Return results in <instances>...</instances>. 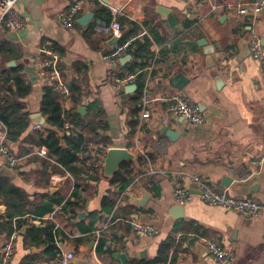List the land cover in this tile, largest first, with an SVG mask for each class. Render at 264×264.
Returning a JSON list of instances; mask_svg holds the SVG:
<instances>
[{"label":"crops","instance_id":"obj_1","mask_svg":"<svg viewBox=\"0 0 264 264\" xmlns=\"http://www.w3.org/2000/svg\"><path fill=\"white\" fill-rule=\"evenodd\" d=\"M75 1L16 0L14 8L23 17L24 28L16 32L0 27L4 48L0 75L19 72L31 85L29 95L20 100L30 127L10 142L19 163L14 169L0 164V178L6 177L31 202L37 203L41 195L60 199L41 218L24 214L28 223L17 229L8 264H57L60 251L73 253L72 264H144L157 260L160 250L166 260L156 264H226L209 256L205 240L231 247L235 259L229 264H264V162L254 163L264 151V72L250 57L247 45L251 33L264 43V11L253 17L212 10L220 0H92L77 17L92 12L90 24L75 22L68 29L56 15ZM110 6L120 8V36L95 29L98 22H110L96 19L100 9ZM159 7L166 11L160 12ZM129 22L136 29L124 43L146 36L152 56L137 70L144 74L140 91L136 80L131 83L136 85L133 91H126L127 85L116 91L103 56L130 30ZM201 38L206 47L196 44ZM177 39L190 43H175ZM46 42L59 54L63 88L55 87L58 100L66 90L69 102L64 110L70 115L77 112L87 134L85 159L78 154L80 161L72 168L48 156H25L34 143L22 138L34 130L30 115L42 114L40 102L48 85L36 69L38 48ZM132 60V55L125 64L119 60V69L127 72L123 65ZM177 72L189 79L180 90L169 84ZM4 90L0 84V94ZM174 92L184 93L204 112L202 125L172 116L169 103L161 97ZM143 97L152 99L148 118L141 117ZM161 125L178 132V137L171 140L161 134ZM91 143L126 148L135 159L126 162L115 178L106 179L81 163V159L93 160ZM194 174L218 191L255 198L260 216L245 218L207 204L191 180ZM178 177L192 193L185 204L173 199ZM228 178L231 181L224 182ZM143 190L148 193L144 200ZM6 212L7 206L0 203V221L8 219ZM80 212L84 215L79 218ZM118 217L154 225L157 233L142 234ZM8 220L15 224L17 217ZM48 223L53 224L50 238L32 228ZM8 235L0 228V252Z\"/></svg>","mask_w":264,"mask_h":264},{"label":"built area","instance_id":"obj_2","mask_svg":"<svg viewBox=\"0 0 264 264\" xmlns=\"http://www.w3.org/2000/svg\"><path fill=\"white\" fill-rule=\"evenodd\" d=\"M16 0H0V27L10 31H20L24 28L25 22L20 13L14 8ZM191 2L192 0H187ZM92 0H76L68 8L57 13L56 17L63 26L72 29L76 18L91 5ZM212 10H223L233 12L237 16L252 15L257 17L264 11V0H220L211 6ZM110 22H98L95 24V29L100 32H112L113 35L120 36L121 23L119 21L120 8L110 6ZM248 51L251 58L257 60L264 72V43L261 38L251 33L248 39ZM128 43H118L108 53L104 54V60L110 66V83L114 90L120 91L126 85L134 83L136 74L124 72L119 69L118 64L121 57L128 53ZM38 52L40 56L36 60L37 76L41 78L44 84H53L57 88H63L58 71L59 54L50 43H43L39 46ZM64 90L61 97L60 106L65 109L66 103L69 102L68 93ZM163 101L169 103L168 109L172 116L181 117L192 125H202L205 122V114L200 108L182 92H174L166 97H161ZM152 100V99H151ZM149 98L143 97L141 117L148 118L150 110L148 104ZM34 130L41 129V125L34 124ZM74 124L64 115V123L62 129L64 131L75 130ZM93 160L91 162H81L85 167H89L91 171L102 172L103 157L108 149L102 144L91 143ZM85 150L79 152V157L83 158ZM26 157H45L47 150L43 145H29ZM264 162V151L256 157L255 164L261 165ZM19 159L17 152L10 146V141L7 139V131L4 126H0V164L14 169L18 166ZM191 180L199 186L200 198L209 205L220 206L241 214L245 218L254 219L260 216L261 207L257 200L252 197H236L229 195L226 191L216 190L208 180L199 175H192ZM78 192L83 195V190L78 189ZM192 198V193L186 185L178 177L173 184V199L177 204H185ZM121 220L129 223L133 229L140 231L142 234L153 236L157 233V228L154 225L142 224L136 220L118 217ZM17 238V228L14 227L12 232L3 240L0 252V264H8L14 253V243ZM111 242L108 240L107 242ZM206 248L209 256L216 262L229 264L235 259V252L231 247H224L214 240H205ZM74 255L71 251L61 252L56 256L57 264H72Z\"/></svg>","mask_w":264,"mask_h":264},{"label":"trees","instance_id":"obj_3","mask_svg":"<svg viewBox=\"0 0 264 264\" xmlns=\"http://www.w3.org/2000/svg\"><path fill=\"white\" fill-rule=\"evenodd\" d=\"M96 19L109 21L110 13L108 9L102 8L96 14ZM130 23V30L123 33L119 39V43H124L129 35L136 29V24ZM53 46V45H52ZM150 40L144 36L141 39H135L128 46V52L132 55L133 60L127 65H123L125 70L136 74V83H138L139 91L142 89L143 72L137 70L142 69L147 61L151 58L152 53L149 50ZM0 47V52L3 51ZM8 76L0 75V84L5 87L4 93L0 94V124L6 128L7 139L10 142L16 141L30 127L28 113L22 111L23 104L21 99L29 95L31 85L19 72H9ZM75 100V99H73ZM40 111L45 117V123L40 130H32L27 132L22 140L28 143L43 145L47 150V158H54L63 167L72 168L73 164L80 161L77 157L79 152L85 150L86 131L79 121V115L74 113L66 114V111L60 106L58 100V90L53 84H48L44 88V93L40 102ZM64 115L76 127L70 130V133L62 130L64 123ZM72 116V119L70 118ZM87 135V134H86ZM85 159V157H84ZM84 159H81L84 162ZM48 160V159H46ZM120 172L114 175L113 178ZM77 196V195H76ZM59 198H51L41 195L37 203L29 201L27 195L18 187L11 184L6 177L0 178V203L7 206L6 217L12 219L17 217V222L12 224L10 220L0 221V228L11 233L15 228H19L21 224L28 223V218H22L27 212L33 217L41 218L44 214L52 210L53 204L59 203ZM36 232H42L47 238H50L53 224H46L45 227H32ZM160 257L152 262L144 264H156L166 260L160 250Z\"/></svg>","mask_w":264,"mask_h":264},{"label":"water","instance_id":"obj_4","mask_svg":"<svg viewBox=\"0 0 264 264\" xmlns=\"http://www.w3.org/2000/svg\"><path fill=\"white\" fill-rule=\"evenodd\" d=\"M158 9L160 12L166 11L162 7H159ZM92 18H93V13L92 12H86L85 14H83L82 16L77 18L76 22L78 24H80L81 26L87 27L90 24ZM180 42L187 43V44L190 43L188 41H182V40H178V39L175 40V43H180ZM196 44L198 46H201V47H206L208 45L207 42L203 38L197 40ZM207 52H212V51L208 50ZM130 58H131L130 54L123 56L122 58H120L121 64H125L127 61L130 60ZM11 65H13V62H11ZM188 81H189V79L182 72H177L169 78V84L178 90H180L186 83H188ZM135 88H136L135 84H129L125 87V90L126 91H133ZM30 119H31L32 124L43 125L45 122L44 117L40 113L30 115ZM159 131L161 134L165 135L166 137H168L171 140H175L179 135L178 132H176V131H174V130H172V129L168 128L167 126H164V125H161L159 127ZM133 159H135L134 154L131 153L126 148H123V147H110V148H108L104 157H103V171H102L103 177L110 180L111 178L114 177V175L120 170V168L126 162H130ZM226 180L231 181L230 178H228V179H225L224 182H226ZM196 185H197L198 192H199V186H198V184H196ZM143 191L144 192L142 193V195H143L142 199L144 200L146 197H148V193L145 190H143ZM1 208H3V207H1ZM83 215H84V212H80L78 214V217L80 218ZM115 255L118 256L119 258H126V256L123 254H115ZM73 261L74 260H72V262Z\"/></svg>","mask_w":264,"mask_h":264}]
</instances>
